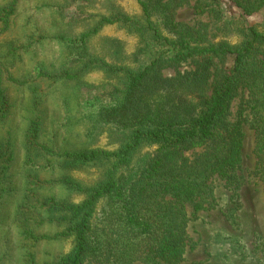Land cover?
Wrapping results in <instances>:
<instances>
[{
  "label": "rangeland",
  "instance_id": "obj_1",
  "mask_svg": "<svg viewBox=\"0 0 264 264\" xmlns=\"http://www.w3.org/2000/svg\"><path fill=\"white\" fill-rule=\"evenodd\" d=\"M10 1L0 0V16ZM156 1L171 2L175 22L204 27L207 44L236 47L251 29L264 34V9L245 14L231 0H152L149 17L135 0H15L8 28L0 33V88L7 98L0 121V264H55L70 251L71 237L32 241L23 231L50 236L62 230L64 225L40 223L48 219L42 201L80 203L83 193L57 181L68 176L94 187L106 178L112 160L64 169L62 158L41 155L39 147L56 153L113 152L125 144L130 131L100 122L97 111L120 98L127 73L141 70L160 53L149 23L160 35L173 36L152 7ZM120 16L130 21H119ZM102 18L115 21L93 32ZM201 60L181 63L177 71L193 72ZM233 63L232 54L211 59L210 71H229ZM163 73L173 76L174 69ZM248 101L247 90L238 88L227 113V121H239L243 133L235 182L211 177L210 205L195 214L186 207L188 247L179 264H264V176L256 170L257 124ZM33 123L38 127L32 139ZM157 149L141 144L126 173L144 169Z\"/></svg>",
  "mask_w": 264,
  "mask_h": 264
},
{
  "label": "trees",
  "instance_id": "obj_2",
  "mask_svg": "<svg viewBox=\"0 0 264 264\" xmlns=\"http://www.w3.org/2000/svg\"><path fill=\"white\" fill-rule=\"evenodd\" d=\"M135 1L149 17L152 0ZM231 1L245 14L264 9V0ZM14 4L11 0L0 16V33L8 28ZM170 6V1H156L152 7L160 11L163 26L173 36L160 35L148 22L160 53L141 70L127 73L120 98L97 111L100 122L130 131L125 144L113 152L56 153L39 147L41 155L62 158L64 169L80 162L112 160L106 178L94 187H83L68 176L57 181L83 193L80 203L42 201L48 219L40 223L64 225L62 230L50 236L23 231L32 241L72 238L70 251L55 264H179L188 247L186 207L195 214L210 205L207 199H212L213 192L207 181L211 177L235 182L233 171L241 162L243 133L239 121H227V113L240 87L247 90L248 108L257 124L256 170L264 176V55L259 51L260 47L264 51V34L251 29L248 39L236 47L207 44L204 27L195 30L175 22ZM118 20L130 21L126 16ZM114 21L102 18L93 32ZM226 54L234 55L232 69L211 72V59ZM196 59L202 60L193 72L177 71L179 64ZM168 69H174L173 76L164 75ZM6 107L7 98L0 88V121ZM37 127V123L30 127L32 139ZM143 143L156 144L157 153L141 171L126 173Z\"/></svg>",
  "mask_w": 264,
  "mask_h": 264
}]
</instances>
